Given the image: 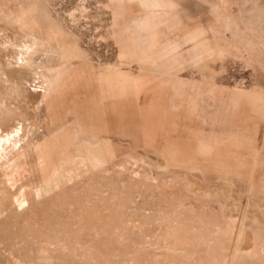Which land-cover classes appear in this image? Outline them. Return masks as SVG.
<instances>
[{
  "label": "rangeland",
  "instance_id": "374dc122",
  "mask_svg": "<svg viewBox=\"0 0 264 264\" xmlns=\"http://www.w3.org/2000/svg\"><path fill=\"white\" fill-rule=\"evenodd\" d=\"M0 264H264V0H0Z\"/></svg>",
  "mask_w": 264,
  "mask_h": 264
}]
</instances>
